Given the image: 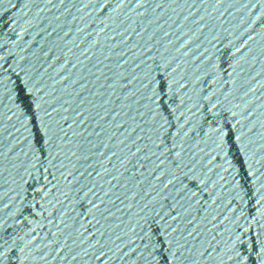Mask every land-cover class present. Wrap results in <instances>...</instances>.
<instances>
[{"label": "snow or ice", "instance_id": "1", "mask_svg": "<svg viewBox=\"0 0 264 264\" xmlns=\"http://www.w3.org/2000/svg\"><path fill=\"white\" fill-rule=\"evenodd\" d=\"M137 2H139V0H137Z\"/></svg>", "mask_w": 264, "mask_h": 264}]
</instances>
